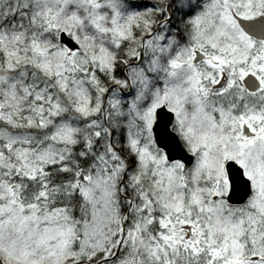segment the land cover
I'll use <instances>...</instances> for the list:
<instances>
[{"label":"snow or ice","instance_id":"6c2138e0","mask_svg":"<svg viewBox=\"0 0 264 264\" xmlns=\"http://www.w3.org/2000/svg\"><path fill=\"white\" fill-rule=\"evenodd\" d=\"M0 264H264V0H0Z\"/></svg>","mask_w":264,"mask_h":264}]
</instances>
